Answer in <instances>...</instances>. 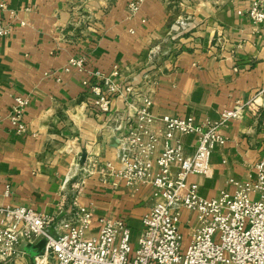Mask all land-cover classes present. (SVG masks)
I'll use <instances>...</instances> for the list:
<instances>
[{"label":"crops","instance_id":"crops-1","mask_svg":"<svg viewBox=\"0 0 264 264\" xmlns=\"http://www.w3.org/2000/svg\"><path fill=\"white\" fill-rule=\"evenodd\" d=\"M134 1L141 3L132 16ZM249 1L7 0L1 16L14 30L0 39L3 204L46 213L53 226L70 219L76 205L92 208L88 236L104 216L124 217L132 229L142 226L153 204L152 187L115 189L98 172L102 162L116 159L110 127L123 112L122 99L114 100L112 112L100 113L86 95V73L62 72L60 81L47 75L79 56L91 71L111 74L118 68L127 83L149 73L156 115L217 121L225 110L244 105L243 115L220 130L227 143L212 154L213 174L189 180L205 198L230 189L231 178L254 180L255 165L264 161V34L237 13ZM17 96L30 97L24 135L8 118ZM192 140L186 137L189 152ZM182 230L187 243L193 228L183 224ZM20 250L15 264H36V252L28 245Z\"/></svg>","mask_w":264,"mask_h":264},{"label":"built area","instance_id":"built-area-1","mask_svg":"<svg viewBox=\"0 0 264 264\" xmlns=\"http://www.w3.org/2000/svg\"><path fill=\"white\" fill-rule=\"evenodd\" d=\"M140 3L129 4L132 16ZM7 8V0H0V39L14 30L1 16ZM237 13L264 34V0H250ZM188 25L181 22L183 27ZM86 62L85 56L72 57L62 70L47 75L60 81L62 72L86 73V95L100 113L112 112L114 100L122 99L123 112L110 127L116 159L102 162L98 172L102 182L115 189L123 185L152 187L153 204L142 217L137 242L124 217H101L98 231L88 236L94 219L92 208L76 205L70 219L53 226L55 219L48 214L5 205L0 195V264L17 263L23 255L20 247L40 240H45V248L35 256L36 264H264V161L255 165L254 180L231 178L230 189L211 198L202 197L198 185L189 180L191 175L213 174L212 154L227 143L220 130L243 115L244 105L225 110L217 121H199L192 114L156 115L149 73L140 82L127 83L118 68L105 74L88 70ZM29 104L30 97L17 96L8 110L20 135L29 130L25 121ZM188 136L193 137L191 152ZM75 188L80 189L78 185ZM9 193L6 188L4 195ZM183 224L193 228L188 243Z\"/></svg>","mask_w":264,"mask_h":264},{"label":"water","instance_id":"water-1","mask_svg":"<svg viewBox=\"0 0 264 264\" xmlns=\"http://www.w3.org/2000/svg\"><path fill=\"white\" fill-rule=\"evenodd\" d=\"M83 160H82V163H83ZM28 247L31 252L33 253L36 252L35 255H37L39 254V252H41L45 248V240H41L36 244H29Z\"/></svg>","mask_w":264,"mask_h":264},{"label":"rangeland","instance_id":"rangeland-1","mask_svg":"<svg viewBox=\"0 0 264 264\" xmlns=\"http://www.w3.org/2000/svg\"><path fill=\"white\" fill-rule=\"evenodd\" d=\"M141 229H142V226H141L140 228L136 227L135 229H132V230H133V240H134L135 242H137V239H138V236H139V234H140ZM188 242H189V241H188ZM188 242H187V243H188ZM50 264H55V263L53 262V263H50Z\"/></svg>","mask_w":264,"mask_h":264}]
</instances>
